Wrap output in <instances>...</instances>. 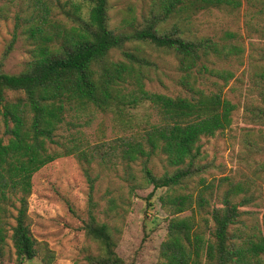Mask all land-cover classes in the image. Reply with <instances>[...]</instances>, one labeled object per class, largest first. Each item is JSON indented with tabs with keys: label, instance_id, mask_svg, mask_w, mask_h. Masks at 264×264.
Wrapping results in <instances>:
<instances>
[{
	"label": "trees",
	"instance_id": "1",
	"mask_svg": "<svg viewBox=\"0 0 264 264\" xmlns=\"http://www.w3.org/2000/svg\"><path fill=\"white\" fill-rule=\"evenodd\" d=\"M153 1L152 15L143 24L131 31H117L109 25V0H69L70 8H62L71 25L52 17L53 7L47 0H36V16L25 27L21 25L34 45L32 59L21 72L7 73L4 60L17 38L20 24L16 21L14 36L0 59V264H9L4 259L8 239L15 250V264L37 256L38 242L28 223L33 176L56 158L74 153L89 184V216L84 228L100 248L98 254L87 256V264H127L116 251L109 225L96 219L94 212L100 174L93 175L91 163H112L118 150L124 165L121 177L130 184V190L145 185H152L154 190L165 188L159 199L171 216L157 264H264V231L239 242L235 239L238 233L231 231L242 214L240 205L248 201L247 197L233 201L244 191L243 185L229 177H221L217 184L199 177L197 187H190V181L206 168L200 163L202 139L229 128L236 109L224 95V86L216 82L214 89H206L200 87L199 80L210 71L228 83L234 73L210 68L209 64L214 56L240 53L241 47L221 45L212 37L187 36L180 26L169 30L162 25L167 19L189 21L212 8L237 10L243 0ZM127 43L134 49H125ZM143 44L176 56L188 96L146 90L144 66L148 61L142 55ZM118 50L125 59L112 58ZM261 94L264 102V88ZM139 107H151L158 118L139 119L145 124L143 131L118 138L109 151L98 147L92 154L77 142L61 150L51 146L58 143L56 131L69 111L113 113L126 123L135 118L127 111ZM261 113L264 118V109ZM156 159L164 163L161 175L153 170ZM223 184L227 187L221 205L211 207L210 200ZM110 202L115 206L114 199ZM210 207L212 229L201 214ZM187 211L191 213L183 215Z\"/></svg>",
	"mask_w": 264,
	"mask_h": 264
},
{
	"label": "rangeland",
	"instance_id": "2",
	"mask_svg": "<svg viewBox=\"0 0 264 264\" xmlns=\"http://www.w3.org/2000/svg\"><path fill=\"white\" fill-rule=\"evenodd\" d=\"M47 1L53 7L52 17L56 21L72 24L62 8H70L69 0ZM36 8V0H0V59L14 36L16 21L20 27H25L36 16ZM153 8V0H109V25L117 31H131L152 15ZM162 25L169 30L173 25L180 26L187 36L212 37L221 45L241 47L240 53L214 56L209 64L210 68L231 70L234 76L228 83L224 84L223 79L210 71L204 72L199 80L200 87L206 89H214L216 82L224 86V95L236 104V109L229 128L202 139L200 163L206 168L190 181V187L192 190L197 187L199 177L215 184L221 177L241 183L244 191L234 196L233 201L238 202L242 197H247L248 201L240 205L242 214L231 231L238 233L237 242L248 235H260L264 231V118L261 113L264 109L261 94L264 88V0H243L242 7L237 10L212 8L194 15L189 21L167 19ZM20 27L13 50L4 60L3 70L7 73L21 72L32 59L33 42ZM229 32L233 37L227 36ZM141 47L148 61L144 66L146 90L173 97L188 96L190 92L181 82L184 73L178 69L176 56L153 46L143 44ZM125 49L133 50L134 47L127 43ZM112 58L125 59L120 50L114 51ZM9 96L14 95L10 92ZM127 113L135 118L124 123L113 113L92 109L69 111L56 131L58 143L51 146L61 150L77 142L92 154L97 153L98 147L109 151L118 138L143 131L145 124L139 119L149 116L153 121L158 118L151 107L129 109ZM116 153L117 158L112 163H91L93 175L100 174L94 192L96 219L109 225L116 240V251L127 264H157L171 216L159 199L165 188L154 190L152 185H145L130 190V184L121 177L124 165L118 159L119 150ZM152 166L157 175L163 173L161 160L156 159ZM138 168L140 166H135L136 170ZM226 187L223 184L210 200L211 207L221 205ZM88 191L83 164L75 153L56 158L34 174L33 190L28 199V223L38 242V254L23 264H87L88 255L99 253V244L84 228L89 216ZM111 199L115 200V206ZM211 207L201 213L207 217L209 229L213 228ZM13 213L16 214V210ZM190 213L187 211L183 215ZM196 217L201 218L199 214ZM14 222L12 220V224ZM14 251L8 239L4 259L9 264H15Z\"/></svg>",
	"mask_w": 264,
	"mask_h": 264
}]
</instances>
